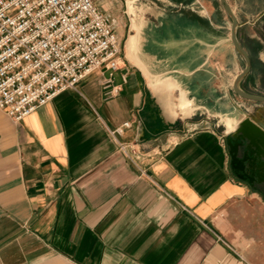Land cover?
<instances>
[{
    "label": "crops",
    "instance_id": "crops-1",
    "mask_svg": "<svg viewBox=\"0 0 264 264\" xmlns=\"http://www.w3.org/2000/svg\"><path fill=\"white\" fill-rule=\"evenodd\" d=\"M98 4L124 57L120 92L93 72L19 122L0 110V264H264V195L226 144L245 118L264 127V103L233 91L245 63L230 32L197 1L196 19L129 20L124 35L116 0ZM236 38L250 60L238 88L264 97V5ZM180 91L190 115L170 112Z\"/></svg>",
    "mask_w": 264,
    "mask_h": 264
},
{
    "label": "built area",
    "instance_id": "built-area-1",
    "mask_svg": "<svg viewBox=\"0 0 264 264\" xmlns=\"http://www.w3.org/2000/svg\"><path fill=\"white\" fill-rule=\"evenodd\" d=\"M98 3L0 0V110L14 122L93 72L106 96L120 92L112 79L125 61L114 20Z\"/></svg>",
    "mask_w": 264,
    "mask_h": 264
},
{
    "label": "rangeland",
    "instance_id": "rangeland-1",
    "mask_svg": "<svg viewBox=\"0 0 264 264\" xmlns=\"http://www.w3.org/2000/svg\"><path fill=\"white\" fill-rule=\"evenodd\" d=\"M197 1L206 4L209 8L205 20L221 22L224 26L221 29L223 35H228L231 20L219 0H116L117 5L109 8L107 12L120 18L119 29L126 35L131 33V30L128 32L129 20L132 26L135 20L143 18L150 21L152 28L158 31L159 23L157 19L155 20L157 15L170 16L171 19L175 20L184 17L196 19L199 14ZM226 2L237 21L251 20L264 5V0H226ZM128 8H131V12H128ZM193 118L198 117L196 115ZM223 122L226 124L225 119Z\"/></svg>",
    "mask_w": 264,
    "mask_h": 264
},
{
    "label": "water",
    "instance_id": "water-1",
    "mask_svg": "<svg viewBox=\"0 0 264 264\" xmlns=\"http://www.w3.org/2000/svg\"><path fill=\"white\" fill-rule=\"evenodd\" d=\"M231 20L230 41L245 63L244 69L236 76L233 91L240 97L264 103V97L248 94L238 88L239 81L250 71V60L236 38L237 20L226 0H219ZM226 144L230 167L237 178L260 187L264 195V127L256 121L245 118L227 135Z\"/></svg>",
    "mask_w": 264,
    "mask_h": 264
},
{
    "label": "flooded vegetation",
    "instance_id": "flooded-vegetation-1",
    "mask_svg": "<svg viewBox=\"0 0 264 264\" xmlns=\"http://www.w3.org/2000/svg\"><path fill=\"white\" fill-rule=\"evenodd\" d=\"M129 11L131 12V8H128V12ZM136 26L138 27L139 25H137V24L136 25L135 24L132 25L133 28H136ZM135 45H136V36H131L129 38V41H128V46L131 49H134V46ZM157 84H158V86H160V88H161L162 91L165 90V87H164L163 84H161L160 82H158ZM178 96H177V102L175 104L170 103V105H169L170 106V112H171V114L173 116H175V114H176L175 110L177 109L178 112H180V114H182V115H190L194 111V109H193V111L190 114H187L188 113V110L184 106H182L184 104V100L183 99L179 100L178 99Z\"/></svg>",
    "mask_w": 264,
    "mask_h": 264
},
{
    "label": "bare ground",
    "instance_id": "bare-ground-1",
    "mask_svg": "<svg viewBox=\"0 0 264 264\" xmlns=\"http://www.w3.org/2000/svg\"><path fill=\"white\" fill-rule=\"evenodd\" d=\"M159 82L164 85L165 90H163V91L167 92L168 96L170 97L171 96L170 93L176 87V84L171 79H165V80H162V81H159ZM182 95H183V93L180 91L178 99L179 100H181V99L184 100V104L182 106H184L188 110L187 114H190L193 111V109H194L192 107V103L189 100L185 99ZM228 122H229V124L231 123L230 120ZM225 126H226V124H225ZM227 130L229 131V130H232V129H229L227 127Z\"/></svg>",
    "mask_w": 264,
    "mask_h": 264
}]
</instances>
